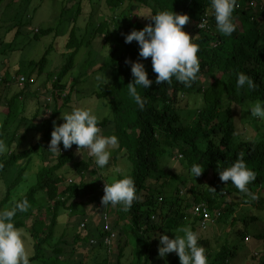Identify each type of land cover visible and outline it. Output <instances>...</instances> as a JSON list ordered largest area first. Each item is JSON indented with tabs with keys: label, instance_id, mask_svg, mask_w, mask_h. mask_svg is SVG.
I'll use <instances>...</instances> for the list:
<instances>
[{
	"label": "trees",
	"instance_id": "16d2710c",
	"mask_svg": "<svg viewBox=\"0 0 264 264\" xmlns=\"http://www.w3.org/2000/svg\"><path fill=\"white\" fill-rule=\"evenodd\" d=\"M3 1L0 0V4ZM65 1L62 9L74 11L70 16L71 27L65 35L68 55L60 68L45 73L41 83L43 89L34 88L30 82L32 76L36 78L35 74L4 63L6 40L0 34L4 76L0 79V106L7 109L0 110V141L7 148L0 152V174L18 161L26 160L0 200V210L9 209L24 198L29 201L28 211L17 212L14 223L18 228H25L32 238L34 254L30 256V264L37 260L43 264H180L175 252L159 257L158 235L183 236L181 230L184 228L196 233L197 243L205 249L208 264H237L235 259L247 246L245 239L254 240L255 236L261 246L249 264H264V225L257 235L259 223L264 222V119L253 117L247 109L257 100L264 101V4L261 0H236L233 16L237 28L230 36L217 30L210 0H104L110 17L97 23L90 22L85 36L79 34L78 27L85 1L78 0L70 7ZM87 3L92 4L89 15L94 19L96 1L88 0ZM141 6L149 7L152 14L174 11L189 16L183 28L199 45L200 62L198 79L191 87H185L175 78L171 83L156 84L151 57L139 56V45L135 40L125 42V34L146 25L137 15ZM19 13L15 23L17 34L22 33L24 24ZM200 23L204 27L199 28ZM55 30L54 26H49L36 32L49 34ZM99 33L107 42L104 45L110 44L109 60L102 68L110 71L111 81L105 85L102 82L94 95L109 98L113 114L100 118L98 126L101 132L111 128L106 134L118 137L119 144L113 157L122 159L128 167L117 178L130 175L141 197L128 208L101 204V183L86 180L92 164L86 159H77L75 144L64 149L61 143L60 154L48 150L53 121L63 122L59 116L70 104L79 80L75 78L69 85L65 81L66 75L75 68L76 56L83 47L93 49L92 38ZM58 35L57 31L55 37ZM47 52L40 60L33 61L39 75L44 73ZM91 58L95 62L94 57L89 56L87 60ZM126 59L142 60L153 80L148 89L137 86L146 101L143 109L128 94V83L133 77L131 64L126 63ZM240 72L249 75L257 87L238 89L236 80ZM20 76L28 79L24 85L20 84ZM40 90L51 94V100L47 96L41 104ZM185 95L187 100L184 102ZM29 98L37 101L27 112L25 104ZM16 118L19 119L18 130L5 137V125ZM30 132H33L32 143H28ZM36 154L48 158L43 160L45 163L37 172L35 183L21 195L17 194L16 188ZM173 155L182 157L185 171L176 172L166 165ZM241 158L256 173L248 188L258 199L252 200L230 180L220 179L219 168H227ZM194 163L204 167L196 177L190 172ZM72 175L79 180L73 179ZM88 194H92V199L100 200L97 218L78 206L77 198ZM239 201H245L255 209L250 210V218L237 215L235 206ZM200 202L205 203L214 215L218 209L223 210L220 223L231 227L216 246L209 236L199 233L200 217L194 212V203ZM106 213L111 229L117 232L112 251L123 243L115 260L112 258L116 251L109 252L104 239L110 234L106 228ZM69 217L77 218L78 225L72 242L68 240L71 229L66 227L63 234L56 233ZM92 238L96 239L95 243ZM66 252L70 258L79 252L80 257L64 259Z\"/></svg>",
	"mask_w": 264,
	"mask_h": 264
},
{
	"label": "clouds",
	"instance_id": "9594fccd",
	"mask_svg": "<svg viewBox=\"0 0 264 264\" xmlns=\"http://www.w3.org/2000/svg\"><path fill=\"white\" fill-rule=\"evenodd\" d=\"M210 4L214 11L217 30L221 34L230 36L237 28L233 16L236 0H210ZM137 15L145 16L152 22L139 30L133 29L125 34V42L130 43L135 40L139 45V56L144 59L151 57L152 70L156 73L155 83H171L175 78L185 87H191L192 83L198 79L200 62L197 55L199 45L194 42V36L183 28L189 21V16L174 11ZM198 26L199 28L204 27L202 23ZM125 62L131 64L133 77L128 83V94L138 107L143 109L146 101L138 92L137 86L148 89L153 80L149 78L142 60L129 61L126 59ZM97 79L99 80L100 77ZM107 82L105 80L104 85ZM245 86L248 89L257 87L249 75L240 72L237 74L236 87L240 89ZM247 109H250L253 117L264 119V101L257 100ZM61 117L62 123L57 124L55 120L53 121L48 150L60 154L61 143L64 149H69L75 144L78 153H81L80 149L88 151V155L94 158L98 168L108 165L111 151L118 146L119 140L114 134H101L98 115L91 108L75 107L70 112L61 113ZM3 151L4 144L0 141V152ZM203 169L204 167L194 163L191 165L190 172L196 177L202 173ZM114 171L119 172L120 169ZM219 176L222 181L230 180L239 191L247 194L252 200L258 199L257 194L248 188V185L255 180L256 173L246 165L242 158L227 168H219ZM103 193L101 197L103 206L121 205L128 208L134 201L141 198L130 175L114 179L111 183L106 182ZM29 208V201L24 198L15 202L13 207L0 210V264H30L31 253L27 247V236L24 230L16 227L14 223L16 213L27 212ZM222 211L218 209L217 213L213 214L215 220L210 222L206 228L200 225V229L205 230L214 226L220 221ZM181 231L184 235L175 234L174 238L163 233L158 235L159 257L164 258L168 253L175 252L180 264H208L205 249L197 243L196 233L189 228Z\"/></svg>",
	"mask_w": 264,
	"mask_h": 264
},
{
	"label": "rangeland",
	"instance_id": "374dc122",
	"mask_svg": "<svg viewBox=\"0 0 264 264\" xmlns=\"http://www.w3.org/2000/svg\"><path fill=\"white\" fill-rule=\"evenodd\" d=\"M77 1L78 0H66L65 4L67 2V7H70ZM84 1V13L79 18L78 27L79 34L85 36L86 33L88 34L86 26H88L90 22L97 23L103 20L104 17L108 19V17L110 16L104 0H95V11L93 12L94 19L91 18L89 13L92 10V4L87 3L88 0ZM97 2H99L100 4ZM261 3L264 4V0H261ZM62 6L63 0H4L0 4V34L6 40L3 55L5 58H8L7 66L11 67L10 63L14 62L15 69H19L22 72L35 74L36 79L35 83H33L34 88L43 89L42 82L45 80V73H47L48 71H55L57 68H60L65 62L66 55H68V51L65 46L67 37H65V35L71 27L70 16L74 11L63 10ZM19 11L20 16L22 15L24 18V22L22 21L24 24L22 26V33L17 34L15 23L17 21L16 18ZM139 13L152 14L150 8L147 6H141ZM138 18L143 24H148L150 22V19L145 16L138 15ZM49 26H54L57 30L49 34L36 32L37 29H44ZM92 27L90 26V29H92ZM57 31L59 35L55 37ZM90 33L91 30L89 32V35ZM104 43L107 42L104 40L103 34L99 33L96 38H92V47L94 50L91 48L87 49L86 47H83V49L78 52V55L76 56V64L74 66L75 68H73V70H71L70 73L66 75L65 81L69 83V85H71L74 82L75 78H79V80L75 85L74 94L70 104L62 113L70 112L75 107H87L91 108L99 118L111 116L113 114L109 98L98 97L94 95V91L99 89L102 82H104L105 80H107L108 82L111 81L110 71L104 70L102 68V66L105 65L109 60L108 54L110 50V44L108 43V45H104ZM46 51H48V60L45 66L44 73L39 75L38 69L33 64V61L40 60ZM89 56L94 57L95 62H93L92 58L87 60ZM80 74H83L82 77L79 76ZM97 77H100V79L98 80ZM39 96L41 97V99ZM47 96H50V94H45L40 90V92L38 93V99L40 100V103L43 102V100ZM186 100L187 95H185L184 97V102ZM36 101L37 99L31 98L27 100V103L25 104L27 112L31 111L35 107L34 104H36ZM3 107L4 111H6L7 109H5L4 105L0 106V110H2ZM59 117L60 119H62L61 114ZM18 121L19 119L16 118L14 120H10L8 124L5 125V137L11 136L15 130H18ZM36 121H39V119H37ZM109 130L103 129L101 134L107 135L106 133ZM32 134L33 132H30L27 136L29 137L28 143H32ZM36 140L37 139L35 138L34 141L36 142ZM6 150L7 148L4 147L3 152H5ZM79 151H81V153H78L77 149H75L77 159H86L92 164L91 171L87 173L86 180L95 181L98 184L103 181L111 183L114 178L118 177V174L120 172L124 173V170H126V168L128 167V165H126V163L122 159H114L113 156L115 154L116 148L112 149L109 163L104 168H98L96 166L94 158H91L88 155V151L86 149H80ZM46 159H44L39 154L34 155L32 161L28 164V168L26 173L24 174L25 176L23 178V181H21V183L16 188L17 194L19 193L21 195L22 193H24V191H27L33 183H35L37 172L39 171L42 164L45 163L44 161H46ZM181 160L182 157L173 155L168 159L167 165H170L169 168H171L173 171L183 172L185 171V167L183 165L184 163H181ZM25 163L26 160H20L15 165L11 166L4 174H0V200L4 198L10 182L18 175L20 167L25 165ZM115 169H120V171L115 172ZM72 176L73 179L79 180V177H76L75 175ZM14 192L15 190L12 191V194ZM99 192L100 190L98 191V193ZM41 195H43V193H40V196ZM231 196L236 198L235 194H232ZM92 197V194H88L77 198V201H79L78 206L79 208L87 211L91 215V217L97 218L100 214V200L92 199ZM40 199L42 200L43 198ZM225 203H227V201ZM235 207L236 209H238L236 213L238 216H240V218L249 217L250 210L254 209L250 206L249 203L245 201L237 202ZM259 224L260 226L257 235H259V231L262 230L264 222H260ZM70 225L73 226L70 227ZM75 226L76 230H78L77 218L69 217L67 223L59 227L56 230V233L57 235H61L63 234L66 227L68 229H71L68 234V240L72 242ZM230 228L231 227L229 226V224L223 225L222 223H220V221H218L214 226L206 230L199 229V233L209 236L211 238L213 246H216L223 241L224 234L227 233V230ZM22 229L27 236V247L31 253L30 256H32L34 254V245L32 238L28 235L25 228ZM249 229H252V227L250 226ZM82 243L83 242H81L80 244ZM245 243L247 244V246L240 252L239 257L235 259V262L237 264H249L251 262L252 255L256 254V252L260 250L261 245L260 242L257 241L256 236L254 240H252L251 238H249L248 240L245 239ZM122 245L123 243H120L121 247ZM120 246H118L117 250H108L109 252L116 251L113 255V260H115L116 254H118V251L120 250ZM87 247V249H89V245ZM128 249L129 248H127V250ZM46 252L51 253L52 250H47ZM63 255L64 259L70 258L68 256L69 252H66ZM167 255H172V252L168 253ZM79 257L80 253L77 252V254H75L74 257L70 259H78ZM31 264L43 263L37 260L32 262Z\"/></svg>",
	"mask_w": 264,
	"mask_h": 264
},
{
	"label": "built area",
	"instance_id": "2783aa9c",
	"mask_svg": "<svg viewBox=\"0 0 264 264\" xmlns=\"http://www.w3.org/2000/svg\"><path fill=\"white\" fill-rule=\"evenodd\" d=\"M2 67H3L2 54L0 51V79H2L4 77ZM35 79L36 78L32 76L30 78V82L35 83ZM27 80L28 79L25 76H20V78H19L21 85H24ZM47 99L51 100V94H50V96L47 97ZM105 183H106V181H103L100 184V189H101L102 195L104 194L103 189H104ZM194 212H195V214L199 215V217H200L199 223L203 228H206L210 222H213L215 220L214 215L211 213L210 209L208 208V206L205 203L200 202V203L195 204L194 205ZM104 217L107 220L106 228L110 230V234H106L104 239H105V243L109 246L108 247L109 251H112V249H113L112 246L115 244V238H117V232L115 230L111 229V225L108 221L109 218L107 216V213L104 214ZM91 241L95 243L96 239L92 238Z\"/></svg>",
	"mask_w": 264,
	"mask_h": 264
},
{
	"label": "crops",
	"instance_id": "0c3cea01",
	"mask_svg": "<svg viewBox=\"0 0 264 264\" xmlns=\"http://www.w3.org/2000/svg\"><path fill=\"white\" fill-rule=\"evenodd\" d=\"M3 57H4V55H3ZM4 59H5V60H4V63H5V62H8V60H7L8 58H5V57H4ZM5 64H7V63H5ZM10 64H11V68H14V69H15V67H14V66H15V63H14V62H11Z\"/></svg>",
	"mask_w": 264,
	"mask_h": 264
}]
</instances>
